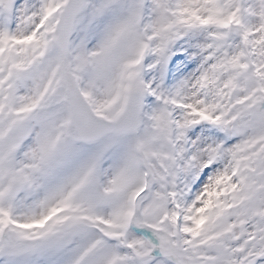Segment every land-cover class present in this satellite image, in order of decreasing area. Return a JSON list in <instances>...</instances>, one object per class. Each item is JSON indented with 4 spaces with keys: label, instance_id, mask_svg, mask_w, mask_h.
<instances>
[{
    "label": "snow or ice",
    "instance_id": "1",
    "mask_svg": "<svg viewBox=\"0 0 264 264\" xmlns=\"http://www.w3.org/2000/svg\"><path fill=\"white\" fill-rule=\"evenodd\" d=\"M0 264H264V0H0Z\"/></svg>",
    "mask_w": 264,
    "mask_h": 264
}]
</instances>
